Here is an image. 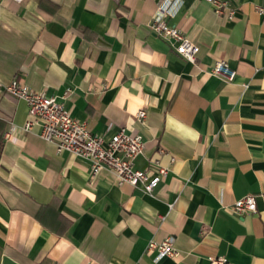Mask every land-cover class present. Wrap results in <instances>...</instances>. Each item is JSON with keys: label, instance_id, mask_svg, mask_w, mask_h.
<instances>
[{"label": "crops", "instance_id": "1", "mask_svg": "<svg viewBox=\"0 0 264 264\" xmlns=\"http://www.w3.org/2000/svg\"><path fill=\"white\" fill-rule=\"evenodd\" d=\"M166 1L0 0V264H264V0H229L233 17L174 0L167 22L200 46L195 61L151 27ZM219 60L233 79L211 73ZM13 77L93 133H141L135 166L157 159L167 174L148 193L92 173L39 124L26 128ZM248 193L257 210L234 214ZM169 235L179 255L156 259L149 241Z\"/></svg>", "mask_w": 264, "mask_h": 264}, {"label": "built area", "instance_id": "2", "mask_svg": "<svg viewBox=\"0 0 264 264\" xmlns=\"http://www.w3.org/2000/svg\"><path fill=\"white\" fill-rule=\"evenodd\" d=\"M208 1L213 4L218 13L227 12L229 17H233L236 12V9L231 7L229 0ZM175 2L167 0L160 4L152 19L151 27L159 35L170 39L179 53L189 60L195 61L200 46L177 25L167 22V17L174 15L179 9L181 2L177 5ZM258 11L264 15V5H258ZM211 73L221 75L229 80L236 76V70L225 60L216 61L211 68ZM5 88L10 94L26 100L31 115L26 122V128L30 129L34 124H39L42 138L53 141L60 152L67 150L87 160L92 173L95 174L103 168H108L116 174L120 183L128 182L133 185H141L148 193H153L167 174L168 167L157 159L147 168L135 166L136 158L144 152L146 147V141L141 133L129 132L126 127H121L107 138L102 134L93 133L85 121L74 117L55 95H49L45 90L33 89L18 77H13ZM137 117L141 120L146 119L147 110L139 109ZM5 136L9 137L10 131H7ZM257 208L256 194L248 193L236 199L230 210L236 215H244L255 212ZM174 242V236L169 235L162 240L151 239L147 248L157 250L156 259L166 255L177 257L180 252ZM210 263L230 264V261L224 255H216L210 257ZM47 264L63 263L51 262Z\"/></svg>", "mask_w": 264, "mask_h": 264}]
</instances>
